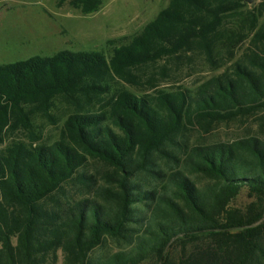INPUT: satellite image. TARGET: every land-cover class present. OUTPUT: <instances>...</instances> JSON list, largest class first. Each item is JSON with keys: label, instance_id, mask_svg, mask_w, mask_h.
<instances>
[{"label": "trees", "instance_id": "1", "mask_svg": "<svg viewBox=\"0 0 264 264\" xmlns=\"http://www.w3.org/2000/svg\"><path fill=\"white\" fill-rule=\"evenodd\" d=\"M66 2L84 15L102 6V0H60L59 5ZM245 7L246 0H169L128 43L109 41L114 46L109 58L99 51L63 50L0 63V133L15 128L31 133L39 114L50 117L59 104L69 110L55 142L38 143L31 133L34 142L0 150V264H58L49 258L60 251L66 264H144L153 258L169 264L173 243L204 237L230 244L233 251L179 264L264 260V222L255 226L263 216L228 210L244 189L264 197V141L189 147L180 140L189 126L211 127L264 111V23L257 28L253 15L258 52L194 90L158 89L154 70L191 53L220 68L247 38L241 25L232 28L227 21L246 15ZM148 69L154 71L149 75ZM155 154L184 156V171L153 170ZM91 159L113 169L101 189L102 201L66 205L67 186H92L84 172ZM188 172L209 182L200 187ZM134 224L143 229L141 236L134 235ZM108 238L125 240L127 248L94 260L93 251Z\"/></svg>", "mask_w": 264, "mask_h": 264}, {"label": "rangeland", "instance_id": "2", "mask_svg": "<svg viewBox=\"0 0 264 264\" xmlns=\"http://www.w3.org/2000/svg\"><path fill=\"white\" fill-rule=\"evenodd\" d=\"M60 0H0V63L9 64L28 60L35 56L49 57L69 50L99 51L108 58L114 46L128 43L140 33L146 25L154 21L157 15L165 9L169 0H102L101 9L93 15H84L73 9L69 2L59 5ZM246 15L231 16L227 19L230 27L241 25L246 34L245 41L235 49L230 60L220 68L210 65L206 58L199 53H191L183 59L171 62H161L154 70L158 74V89L177 90L187 88L194 90L209 79L227 71L237 61L246 59V56L258 52L254 44L252 31L254 16L257 19V28L264 23V0H246L244 9ZM252 14V15H251ZM109 41H116V45L109 46ZM224 58H229L224 53ZM167 69L162 70V67ZM154 70L148 69L150 75ZM52 116L39 114L33 120L31 133L40 138L38 143L49 144L58 140L60 129L69 115V110L62 104L52 109ZM25 129H6L0 133V150L10 146L13 142L23 141L31 143L33 136ZM257 138L264 141V111L248 116H239L233 120L216 123L210 126L196 124L189 126L180 140H185L189 147L202 144L234 143L239 140ZM169 151H172L169 149ZM173 152V151H172ZM180 159L167 158L163 154H155V171L171 175L178 170L184 171V156ZM178 159V160H177ZM112 167L104 162L91 159L84 172L92 177V186H67L63 202L74 205L86 199L102 201L101 189L107 185V175ZM149 176V175H148ZM156 176V175H155ZM198 186L202 187L209 181L203 175L188 172ZM146 183H154V179L145 177ZM166 183L167 179H158ZM52 206V205H49ZM144 216H151V211L142 208ZM228 210L236 215H262L263 219L255 226L264 222V197L242 190L232 200ZM134 235L141 236L142 230L134 224ZM231 234L238 230L230 231ZM16 244V240L14 241ZM127 248L123 239L108 238L105 245L92 253L94 260H106L112 254ZM233 251L232 245H221L219 239L204 237L201 241L183 244L173 243L167 251L169 264H179L192 258L199 259L207 253H218L221 256ZM58 260V264H66V256L60 251L57 258L51 255L49 260ZM238 260H206L205 264H232ZM253 264H264V260H252ZM144 264H157L156 258L147 260Z\"/></svg>", "mask_w": 264, "mask_h": 264}, {"label": "water", "instance_id": "3", "mask_svg": "<svg viewBox=\"0 0 264 264\" xmlns=\"http://www.w3.org/2000/svg\"><path fill=\"white\" fill-rule=\"evenodd\" d=\"M249 2H251V0H248Z\"/></svg>", "mask_w": 264, "mask_h": 264}]
</instances>
